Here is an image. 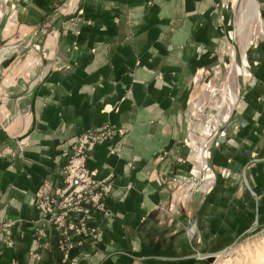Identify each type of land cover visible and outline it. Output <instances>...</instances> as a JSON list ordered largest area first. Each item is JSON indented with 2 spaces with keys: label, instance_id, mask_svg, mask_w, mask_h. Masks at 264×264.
Returning a JSON list of instances; mask_svg holds the SVG:
<instances>
[{
  "label": "crops",
  "instance_id": "crops-1",
  "mask_svg": "<svg viewBox=\"0 0 264 264\" xmlns=\"http://www.w3.org/2000/svg\"><path fill=\"white\" fill-rule=\"evenodd\" d=\"M230 1H16L19 31L41 44L0 48V264H71L54 237L37 241V195L63 185L78 136L106 124L126 133L87 167L108 179L112 217L95 215L99 234L74 264H211L264 228V0L209 192L187 146L204 82L225 65ZM253 257L244 264H264V246Z\"/></svg>",
  "mask_w": 264,
  "mask_h": 264
},
{
  "label": "built area",
  "instance_id": "built-area-1",
  "mask_svg": "<svg viewBox=\"0 0 264 264\" xmlns=\"http://www.w3.org/2000/svg\"><path fill=\"white\" fill-rule=\"evenodd\" d=\"M215 71L206 79V89L211 93L209 101H198L193 110V118L202 125L201 133L197 134L194 127L189 130L187 146L192 149L195 181L197 173L201 175L200 188L209 192L213 187L214 175L209 165L212 149L217 144V138L225 134L223 128L229 123L234 114L239 98L235 94L229 77L221 82L213 81ZM244 76L246 74H243ZM222 86V88H221ZM224 106L229 109L223 114ZM115 133L124 135L123 129L106 124L100 129L89 130L80 134L73 147L72 155L65 162L61 177L63 185L56 187L50 193L40 192L37 206L41 211V218L35 228L39 245L50 249V241L55 238L56 247L63 255L65 262L74 264L82 254L71 258L70 253L76 248H83L85 243L95 240L99 234L95 215L101 214L105 219L112 217L108 204L110 183L108 179H97L94 172L87 167V161L92 156L98 144L108 140ZM264 246V228L242 239L229 248L225 253L213 258L211 264H218L222 255L226 257L248 256Z\"/></svg>",
  "mask_w": 264,
  "mask_h": 264
},
{
  "label": "rangeland",
  "instance_id": "rangeland-1",
  "mask_svg": "<svg viewBox=\"0 0 264 264\" xmlns=\"http://www.w3.org/2000/svg\"><path fill=\"white\" fill-rule=\"evenodd\" d=\"M16 1L17 0H0V31H6V34H4L3 38H1L0 36V48L9 46L10 44V46H25L26 48L23 52L24 56L32 55L33 53H35V51L32 49L36 47L37 50V46L40 48L41 43H37V41L34 42V38L31 39L22 36L23 33L19 31V13ZM235 1L236 0L229 2V10L231 12V24L228 33L230 36V48L224 60L225 65H219L217 68H215L213 70L215 71V73L212 77H210L213 79V81L216 80L217 82H221L225 77H229L231 80L234 77H237L239 73L249 75L250 51L258 44V41L260 39V27L258 20L259 13L256 16L249 17L247 20H245V24L242 25V31L241 33H239L238 18L240 15V11L235 10ZM5 11L7 12V14H5L7 15L6 17H4ZM9 33H12L11 38L9 37ZM245 44L247 48L244 52L243 50ZM0 79L2 82L3 75H0ZM231 85L235 94L240 99L238 80L237 83L235 81L231 83ZM203 92L205 98L201 101H209L212 96L211 93L206 89V81L204 82ZM228 110L229 109L227 108V106H224L223 114L226 115L228 113ZM253 256L254 253L248 256L229 257L228 259H226L225 257H221L218 260V264H244L249 259H253Z\"/></svg>",
  "mask_w": 264,
  "mask_h": 264
},
{
  "label": "bare ground",
  "instance_id": "bare-ground-1",
  "mask_svg": "<svg viewBox=\"0 0 264 264\" xmlns=\"http://www.w3.org/2000/svg\"><path fill=\"white\" fill-rule=\"evenodd\" d=\"M235 10L240 11V15L238 18V26H239V33L242 31V25L245 24V20L249 17L256 16L259 13V4L257 0H236L235 1ZM246 44L244 45V52L246 51ZM236 256V255H235ZM234 254L226 257L222 255L221 257H225L228 259L229 257H235Z\"/></svg>",
  "mask_w": 264,
  "mask_h": 264
},
{
  "label": "water",
  "instance_id": "water-1",
  "mask_svg": "<svg viewBox=\"0 0 264 264\" xmlns=\"http://www.w3.org/2000/svg\"><path fill=\"white\" fill-rule=\"evenodd\" d=\"M41 33V32H40ZM228 125V124H227ZM227 125L223 128V130L225 131V134L224 135H220L218 138H217V144H216V146H219L220 144H222L224 141H225V139H226V137H227V135H226V131H228L227 130ZM215 146V147H216ZM227 251V250H226ZM225 251V252H226ZM224 252V253H225ZM220 254H223V253H220ZM220 254H217V255H220ZM217 255H213V256H210L209 258H211L212 260H213V258L215 257V256H217Z\"/></svg>",
  "mask_w": 264,
  "mask_h": 264
}]
</instances>
